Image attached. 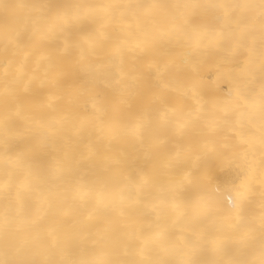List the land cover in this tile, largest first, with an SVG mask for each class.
<instances>
[{
	"label": "bare ground",
	"instance_id": "bare-ground-1",
	"mask_svg": "<svg viewBox=\"0 0 264 264\" xmlns=\"http://www.w3.org/2000/svg\"><path fill=\"white\" fill-rule=\"evenodd\" d=\"M0 264H264V0H0Z\"/></svg>",
	"mask_w": 264,
	"mask_h": 264
}]
</instances>
